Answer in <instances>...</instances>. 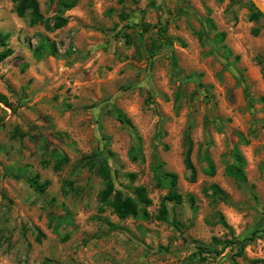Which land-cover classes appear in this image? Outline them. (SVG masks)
<instances>
[{
  "label": "rangeland",
  "instance_id": "obj_1",
  "mask_svg": "<svg viewBox=\"0 0 264 264\" xmlns=\"http://www.w3.org/2000/svg\"><path fill=\"white\" fill-rule=\"evenodd\" d=\"M56 1L38 0L47 23H30L29 11L0 0L14 50L0 61V264H264V14L252 18L251 0H77L56 28ZM43 37L55 51L35 57ZM119 111L141 136L136 160ZM233 147L246 159L239 184L225 173ZM93 152L126 195L146 186L148 219L100 209L102 180L82 161ZM155 156L182 193L165 201L166 220ZM34 174L48 181L44 193L30 186Z\"/></svg>",
  "mask_w": 264,
  "mask_h": 264
},
{
  "label": "trees",
  "instance_id": "obj_2",
  "mask_svg": "<svg viewBox=\"0 0 264 264\" xmlns=\"http://www.w3.org/2000/svg\"><path fill=\"white\" fill-rule=\"evenodd\" d=\"M15 4V11L20 16H24L26 11H29L31 14L30 23H34L37 21H45L47 23L44 14L39 9L38 0H14ZM77 3V0H57L56 5L59 11V15L56 17L55 21L53 22V26L58 28L64 25L67 21V16L62 15L65 9H68L74 6ZM258 10L252 15V18H257L258 15H261ZM48 25V24H47ZM253 32H256L255 28H252ZM8 36L7 32H3L0 29V61L4 59L6 56H10L14 53V50L7 45L6 38ZM218 37L220 40L223 39L224 33L219 32ZM35 57H40L45 54L47 51L49 53H54V44L49 41L47 38L43 37L38 41V43L32 48ZM264 59L262 58L257 59V62L260 64ZM261 77L264 79V68H261ZM176 99V98H175ZM263 99V98H260ZM0 100L3 99V95L0 94ZM264 111V105H263ZM118 119L122 123L130 126V128L134 131L135 134V144L130 147L129 154L133 160L139 158V156H143L141 153V136L139 135L135 124L129 119L123 112H118ZM192 128V124L190 123L188 127L184 131V141L186 143V157H185V167L189 169L190 179L193 181L195 179V168L192 161V138L190 134V129ZM208 157V164L206 165L205 171L209 173L214 172V160L212 159L211 155L206 151ZM232 161L225 165V173L230 176L233 180H235L238 184L243 182L246 179L245 172H244V164L246 162L245 156L241 153L236 147H233L230 150ZM69 159V156L63 155L58 161L56 168H59L61 164L66 162ZM82 161L85 166L88 167L89 170L96 172L103 183L101 190L99 192V202L101 204L100 209H102L105 205H109L112 208L113 213L118 218H126L128 216L133 217H143L149 218V212L147 207L151 204V196L149 195L148 189L143 184H136L134 187L135 196L126 195L121 189L115 187L113 182V177L110 171L109 160L105 155L99 156L96 152L92 154H86L82 157ZM164 161L161 160L159 157L155 156L154 161L151 164V171L153 177L156 181V185L158 187H167L169 188L168 193L164 198L161 200L160 208L157 217L161 220L167 219V211H166V200H174L179 201L182 198V193L177 188V174L174 171H169L164 168ZM131 180L135 178L134 173L129 174ZM28 182L30 186L36 189L39 192L44 193L46 191V185L48 183L47 180H39L38 174H34L28 178ZM210 188L213 189L214 193H217L223 200L226 201L228 199L227 192L220 188L217 183L213 182L210 184ZM189 202L191 204V208L195 210L194 205V196L189 195ZM220 221L226 225L227 228L230 226L226 223L223 215H220ZM214 240H217V237H213ZM218 241V240H217ZM238 245L236 247L235 253L236 255H241L242 252V245L240 242H237ZM200 251H206L209 247L204 245L198 246ZM47 263L50 264L47 260Z\"/></svg>",
  "mask_w": 264,
  "mask_h": 264
},
{
  "label": "water",
  "instance_id": "obj_3",
  "mask_svg": "<svg viewBox=\"0 0 264 264\" xmlns=\"http://www.w3.org/2000/svg\"><path fill=\"white\" fill-rule=\"evenodd\" d=\"M251 1L255 4L256 8H257L261 13L264 14V3L261 2L260 0H251Z\"/></svg>",
  "mask_w": 264,
  "mask_h": 264
},
{
  "label": "bare ground",
  "instance_id": "obj_4",
  "mask_svg": "<svg viewBox=\"0 0 264 264\" xmlns=\"http://www.w3.org/2000/svg\"><path fill=\"white\" fill-rule=\"evenodd\" d=\"M260 1L264 3V1H263V0H260Z\"/></svg>",
  "mask_w": 264,
  "mask_h": 264
}]
</instances>
